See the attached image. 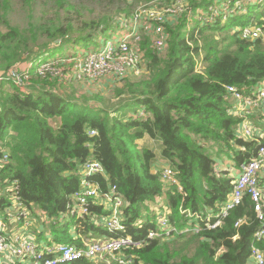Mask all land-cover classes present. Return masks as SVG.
Masks as SVG:
<instances>
[{
  "label": "trees",
  "instance_id": "obj_1",
  "mask_svg": "<svg viewBox=\"0 0 264 264\" xmlns=\"http://www.w3.org/2000/svg\"><path fill=\"white\" fill-rule=\"evenodd\" d=\"M134 1L138 0H122L124 6L115 17L84 20L77 30L70 23L58 28L32 53L26 31L9 20L10 0H1L0 73L16 67L32 71L42 54L51 57L48 51L53 47H90L117 30L122 16L132 15ZM56 3L62 8L68 1ZM212 5V0H191L182 17L165 25L168 44L164 51L154 50L144 38L145 72L140 78L132 73L123 80L125 87L117 90V96L128 93L132 101L114 112L103 106L99 95L82 94L78 89L59 93L53 91L51 81H33L39 87L29 86L24 94L12 83L0 84V156L9 155L0 170V186L6 190L14 184L17 198L35 217L38 243L49 241L48 230V244L78 247L91 237L117 236L102 226L110 211L96 203L89 215L58 223L80 186L81 166L91 158L102 162L106 175L90 180L102 191L116 186L124 200L126 231L120 235L137 239L156 230L162 198L170 221L179 229L197 223L191 225L181 208L203 217L221 211L234 177L228 170L216 171L220 159L227 155L238 169L258 149L256 141L238 135L242 119L230 114L226 87H237L247 95L264 83V39H244L239 31L264 25V4L251 5L246 13L227 20H199L198 12ZM229 21L231 26L226 25ZM31 38L37 41L36 34ZM5 85H12L14 91ZM129 110L134 113L125 119L118 116ZM92 130L98 135L91 136ZM145 136L161 142L162 158L179 170L186 196L162 182L161 170L154 166L156 154L138 143ZM261 186L264 189V178ZM8 205L6 198H0L1 210ZM239 220L244 222L236 227ZM200 225L198 234L152 240L129 253L139 257L137 264H250L254 235L264 222L256 218L254 205L246 197L216 229H208L204 222ZM257 245L264 251V242ZM67 264L97 263L81 259Z\"/></svg>",
  "mask_w": 264,
  "mask_h": 264
},
{
  "label": "built area",
  "instance_id": "obj_2",
  "mask_svg": "<svg viewBox=\"0 0 264 264\" xmlns=\"http://www.w3.org/2000/svg\"><path fill=\"white\" fill-rule=\"evenodd\" d=\"M191 0H153L150 3L135 6L130 17L119 20L117 30L113 36L102 44L100 48L79 51L64 56L48 57L36 63V69L30 70L12 68L0 73V84L9 82L17 87L21 93H28L33 81L56 80L59 84L78 82L92 84L102 79L123 81L131 73L139 74L143 70L144 54L142 48L144 38H148L151 47L156 51H164L168 44L166 33L167 24H173L189 9ZM213 5L206 12L199 11V20L207 19L211 22L218 18L227 20L237 13H246L247 7L264 4V0H212ZM154 5L152 8L151 6ZM137 7V8H136ZM152 10H155L152 12ZM241 37L254 40L264 37V25L239 29ZM227 99L232 103L230 114L242 119L237 133L246 140H254L258 149L253 158L243 163L240 168H232L236 172L233 188L228 200L223 204L220 212H210L203 217L188 209L181 208L185 218L190 219L193 226L178 228L176 222L169 219L170 211L163 205L157 208L156 230H151L143 238L120 235L125 232L122 223L124 200L118 193L116 186L111 185L107 191H102L99 184L90 178L98 175L105 176V168L98 159L91 158L81 166V181L78 190L73 194L67 206V212L58 223L63 224L70 218L80 219L89 215L92 204L103 206L110 215L103 220V227L117 236L104 235L83 240V246L50 243L51 234L46 233L48 242L38 243L34 233L33 215L17 198L15 186H8L3 192H10L12 201L5 210L0 209V264H67L81 259H87L97 264H137L139 257L129 252L144 248L152 240L171 239L178 234H198L201 230L200 222H204L208 229H216L229 212L239 207L249 197L254 205L256 218L264 222V189L261 179L264 178V131L253 125L250 117L261 116L264 120V83L245 95L234 86H227ZM91 136L98 135L97 131H90ZM9 162V155L3 152L0 156V170ZM168 162V161H167ZM170 164V163H169ZM166 165L160 171L162 182L166 186L175 187L183 195L186 193L180 182V172L172 164ZM219 172V169H216ZM3 189V188H2ZM1 189V190H2ZM160 200V199H159ZM161 201V200H160ZM38 213H41L37 210ZM42 214V213H41ZM43 215V214H42ZM5 222H18L24 226L23 231L8 233L4 230ZM244 220L236 222L242 225ZM26 230V231H25ZM39 232V231H37ZM264 242V226L256 231L252 244L251 264H264V251L257 245Z\"/></svg>",
  "mask_w": 264,
  "mask_h": 264
},
{
  "label": "rangeland",
  "instance_id": "obj_3",
  "mask_svg": "<svg viewBox=\"0 0 264 264\" xmlns=\"http://www.w3.org/2000/svg\"><path fill=\"white\" fill-rule=\"evenodd\" d=\"M1 1V0H0ZM68 3L60 8L56 0H10V9H9V20L14 27H17L21 30L26 31V35L28 37V41L30 47H32L31 52L35 53L38 51L39 46L49 40L48 34H52L58 28L65 29L69 23L73 25L74 29H80L81 22L84 20H93L99 18L104 15L108 16H117V10L119 7L124 6L122 0H67ZM153 0H138L134 1L132 4V11L137 5V7L141 4L150 3ZM139 4V5H138ZM129 5V4H127ZM136 7V8H137ZM152 8L154 5L151 6ZM155 10H152L154 12ZM197 12V11H196ZM123 17V16H122ZM121 18V17H120ZM195 22L191 30L194 29L197 24ZM227 26H231L230 21ZM188 29V28H187ZM33 34H36L37 41H33L31 38ZM113 36V33L102 36L95 43H92L90 47H85L82 44H68L58 47H53L48 51V55L51 57L54 56H64L67 54L77 53L79 51L92 50L94 48H100L102 44L108 41ZM264 39V37H263ZM43 54L37 59L42 61ZM39 61V62H40ZM36 69V66L33 67L32 72ZM145 69L137 75V77H142ZM143 72V73H142ZM132 74V73H131ZM131 77V75H129ZM138 79V78H137ZM37 81V80H35ZM55 87H53V91L61 92L67 91L66 93H71L72 90L78 89L82 94L89 95H99L103 106L110 112H114L117 109H120L121 106L129 104L132 101V97L126 93L123 96H117V90L125 87V81L119 80H109L102 79L98 82L92 84H84L78 82H70L68 84H59L56 80L54 82ZM4 86V85H3ZM5 87L12 88L14 91V87L11 85H5ZM134 113L129 110L123 114H118L121 118H126V116ZM114 114V113H113ZM254 116L250 117V120L253 125L254 124ZM140 145L142 147H152L155 148L152 141L148 140L145 137L141 140ZM157 143V142H156ZM158 145V143H157ZM224 159L229 160L227 155L223 156ZM220 160H224V159ZM169 162L167 163V165ZM231 165L234 162L230 163ZM170 165V164H169ZM233 167V166H232ZM236 169V168H235ZM231 173H236L235 171H231ZM0 186V193H3L4 189ZM8 201H12L10 192H6L4 194ZM33 221L35 223V217L33 216ZM41 229V228H39ZM50 233V231L48 230Z\"/></svg>",
  "mask_w": 264,
  "mask_h": 264
},
{
  "label": "crops",
  "instance_id": "obj_4",
  "mask_svg": "<svg viewBox=\"0 0 264 264\" xmlns=\"http://www.w3.org/2000/svg\"><path fill=\"white\" fill-rule=\"evenodd\" d=\"M32 87H34V88H38L39 86L38 85H36V84H34L33 83V85H31ZM30 89H31V87H30ZM254 118V124L261 130V131H264V120H263V118L261 117V116H254L253 117ZM145 137H147V139L148 140H150V141H152V143L154 144V146H155V148H150V147H148V148H150V149H152L153 151H154V153L156 154V160H155V162H154V166H155V170L156 171H160L162 168H164L166 165H167V161H165L163 158H162V145H161V142L159 141V140H155V139H151L149 136H145ZM144 137V138H145ZM143 138V139H144ZM142 139V140H143ZM141 141V140H140ZM139 141V142H140ZM138 142V143H139ZM158 143V145H157V143ZM140 144V143H139ZM224 159V158H223ZM231 163V160H228V158L227 159H224V160H220V162H219V170H228V172L230 171V169L232 170V166L233 165H231L230 164ZM236 175V173H234L233 174V176H235ZM4 194H5V192H3V193H0V198H6L5 196H4ZM161 200V201H160ZM159 200V202H160V204H164V202H165V199L164 198H162V199H160ZM22 224L21 223H18V222H5V227H4V230L5 231H7L8 233H13V232H16V231H23L24 230V226L22 227L21 226ZM40 229H37L36 231H39ZM26 231V230H25ZM35 233V232H34ZM48 234V233H47ZM49 235V234H48ZM76 236V235H75ZM49 237L51 238V236L49 235ZM94 238H101V237H99V236H95ZM14 263V261H12V262H10V263H8V264H13ZM249 263L251 264V262H250V260H249Z\"/></svg>",
  "mask_w": 264,
  "mask_h": 264
}]
</instances>
